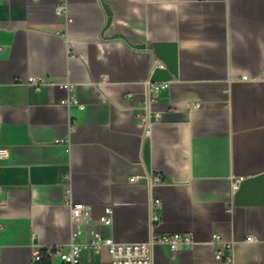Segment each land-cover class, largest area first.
Segmentation results:
<instances>
[{"label": "crops", "instance_id": "obj_1", "mask_svg": "<svg viewBox=\"0 0 264 264\" xmlns=\"http://www.w3.org/2000/svg\"><path fill=\"white\" fill-rule=\"evenodd\" d=\"M0 49V264L70 242L68 189L94 220L112 207L97 229L117 243L149 239L159 199L155 234L195 244L154 264H264V0H0ZM32 75L40 91L15 84ZM148 81L168 87L146 130Z\"/></svg>", "mask_w": 264, "mask_h": 264}, {"label": "built area", "instance_id": "obj_2", "mask_svg": "<svg viewBox=\"0 0 264 264\" xmlns=\"http://www.w3.org/2000/svg\"><path fill=\"white\" fill-rule=\"evenodd\" d=\"M66 13V4L57 6V16L62 17ZM159 66L163 67L162 64H159ZM241 79L243 81L249 80L247 76H243ZM15 84L31 87L35 91H40L46 85L43 77L40 75H32L25 79H19ZM58 86L68 92L72 89V85L68 82L59 84ZM167 87L168 83H152L150 81L146 83L144 105L138 114V120L146 130L153 121L161 119V113L152 111L151 105L156 101L160 91ZM61 104L67 107L76 105L80 109H84L72 95L63 100ZM4 156L5 151L0 150V159ZM141 179L142 177H132L129 181L130 183H137ZM144 179H146L149 187L164 183L163 178L159 175H145ZM241 180L242 178H238L236 183ZM66 194V203L71 209V219L74 225L70 242L66 245L49 247L45 250L36 249L33 253V261L36 264L43 263L45 259H47L46 262L49 264H83L85 253L99 256L102 250H106L109 255V264H154V248L156 245H165L172 251H179L180 249L191 248L195 244L194 236L190 233L155 234V226L161 221L159 214L161 201L159 199L150 198L151 235L149 239L143 243H117L113 239L104 238L97 229L98 225L111 226L113 224L112 207H105L103 214L97 220H94L90 206L74 204L71 200L69 189L66 191ZM211 243L216 246V258L220 260L224 258V251L233 248V243L224 241L219 235H213Z\"/></svg>", "mask_w": 264, "mask_h": 264}]
</instances>
